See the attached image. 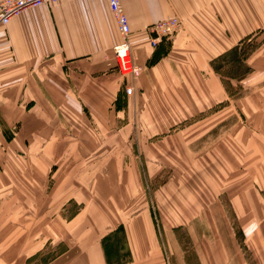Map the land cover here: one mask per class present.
<instances>
[{"label": "rangeland", "instance_id": "374dc122", "mask_svg": "<svg viewBox=\"0 0 264 264\" xmlns=\"http://www.w3.org/2000/svg\"><path fill=\"white\" fill-rule=\"evenodd\" d=\"M219 58L225 93L192 115L163 105L155 116L152 104L119 97L104 122L49 119L35 106L30 126L24 116L20 132H3L12 140L0 146V259L17 240L26 264H52L66 247L60 222L97 205L105 215L112 199L125 220L149 213L169 264H264V29ZM97 237L108 264L129 261L122 225Z\"/></svg>", "mask_w": 264, "mask_h": 264}, {"label": "crops", "instance_id": "0c3cea01", "mask_svg": "<svg viewBox=\"0 0 264 264\" xmlns=\"http://www.w3.org/2000/svg\"><path fill=\"white\" fill-rule=\"evenodd\" d=\"M120 3L131 28L132 52L142 65L131 95L125 93L127 80L116 69L112 46L119 34L107 0H54L27 7L0 27V146L12 140L6 141L3 132L22 130L24 116L28 126L37 111L49 119L94 117L104 122L119 97L134 96L152 104L155 116L159 111L167 114L168 106L172 116L192 115L200 104L225 93L215 66L219 57L264 29V0ZM173 15L181 20L180 31L151 46L147 25ZM249 66V74L257 70L252 62ZM116 194L122 195L120 190ZM107 204L112 210L105 215L97 205L94 211L80 209L60 222L65 224L66 247L52 264H108L97 232L117 225L124 229L129 251V261L121 264H169L146 210L125 220L122 203L109 199L102 209ZM11 244L15 254L4 262L0 259V264H26L27 254L18 257L14 248L17 240Z\"/></svg>", "mask_w": 264, "mask_h": 264}, {"label": "built area", "instance_id": "2783aa9c", "mask_svg": "<svg viewBox=\"0 0 264 264\" xmlns=\"http://www.w3.org/2000/svg\"><path fill=\"white\" fill-rule=\"evenodd\" d=\"M53 1L0 0V27L5 26L13 16L27 7L39 6ZM107 2L115 17L119 34V40L112 46L115 65L119 73L129 79L124 87V91L127 95H131L134 92L132 81L142 72V65L137 62L132 52L130 42L131 28L127 16L122 9L120 0H107ZM180 29L181 20L176 15L152 22L146 27V31L149 34V44L155 47L163 39L175 36Z\"/></svg>", "mask_w": 264, "mask_h": 264}, {"label": "trees", "instance_id": "16d2710c", "mask_svg": "<svg viewBox=\"0 0 264 264\" xmlns=\"http://www.w3.org/2000/svg\"><path fill=\"white\" fill-rule=\"evenodd\" d=\"M114 264H117V263H114Z\"/></svg>", "mask_w": 264, "mask_h": 264}, {"label": "bare ground", "instance_id": "6f19581e", "mask_svg": "<svg viewBox=\"0 0 264 264\" xmlns=\"http://www.w3.org/2000/svg\"><path fill=\"white\" fill-rule=\"evenodd\" d=\"M170 40V39H169Z\"/></svg>", "mask_w": 264, "mask_h": 264}]
</instances>
